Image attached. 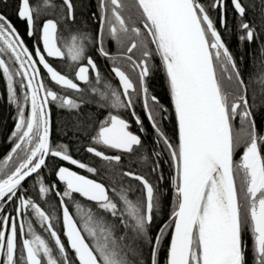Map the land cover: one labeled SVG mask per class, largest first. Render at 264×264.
I'll use <instances>...</instances> for the list:
<instances>
[{"label": "snow or ice", "instance_id": "6c2138e0", "mask_svg": "<svg viewBox=\"0 0 264 264\" xmlns=\"http://www.w3.org/2000/svg\"><path fill=\"white\" fill-rule=\"evenodd\" d=\"M0 83V264H264V0H0Z\"/></svg>", "mask_w": 264, "mask_h": 264}, {"label": "flooded vegetation", "instance_id": "af4514ba", "mask_svg": "<svg viewBox=\"0 0 264 264\" xmlns=\"http://www.w3.org/2000/svg\"><path fill=\"white\" fill-rule=\"evenodd\" d=\"M13 20L15 22V18L13 17ZM3 89V84L0 83V90ZM0 110L5 112L4 117L6 118V115H8V121H9V126L7 127V131L5 133V135L3 136V138L1 139V144H3L4 149L3 151L0 153V157H2V155L4 154L5 148L7 147V145L5 144L4 140H5V136L9 133V130L13 127V121L11 119V113L9 112V110L3 105V102L0 101Z\"/></svg>", "mask_w": 264, "mask_h": 264}, {"label": "trees", "instance_id": "16d2710c", "mask_svg": "<svg viewBox=\"0 0 264 264\" xmlns=\"http://www.w3.org/2000/svg\"><path fill=\"white\" fill-rule=\"evenodd\" d=\"M157 91H160L161 93H163V89L159 88V86L157 87ZM4 115H5V112L0 110V153L4 149L3 144H1V139L5 135V133L7 131V127L9 126V121L7 118L8 115H6V118L4 117Z\"/></svg>", "mask_w": 264, "mask_h": 264}]
</instances>
